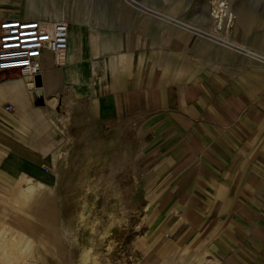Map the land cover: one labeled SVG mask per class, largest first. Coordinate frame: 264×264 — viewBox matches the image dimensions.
<instances>
[{
	"label": "crops",
	"instance_id": "crops-1",
	"mask_svg": "<svg viewBox=\"0 0 264 264\" xmlns=\"http://www.w3.org/2000/svg\"><path fill=\"white\" fill-rule=\"evenodd\" d=\"M81 29L71 30L61 66L49 56L34 84L14 71L8 77L0 72V93L14 97L20 90L26 99L0 97V264L46 260L50 251L44 230L29 218L41 211L55 181L47 145L62 138L48 136L37 115L56 107L58 98L49 95L60 76L76 71ZM99 63L93 61L92 78ZM144 78L132 73L100 92L97 103L100 122L139 131L141 166L153 192L145 203V250L133 264H264V91H247L224 71L179 82ZM36 94L49 107L33 100ZM90 116L94 120V110ZM3 201L23 219L7 215ZM117 214L110 212L112 221ZM79 247L78 264H98L99 240Z\"/></svg>",
	"mask_w": 264,
	"mask_h": 264
},
{
	"label": "rangeland",
	"instance_id": "rangeland-1",
	"mask_svg": "<svg viewBox=\"0 0 264 264\" xmlns=\"http://www.w3.org/2000/svg\"><path fill=\"white\" fill-rule=\"evenodd\" d=\"M33 1V18H47V5L49 19L70 20L73 34L76 24L82 25V40L76 71L60 76L49 95L58 98L56 107L47 108L45 116L37 115L48 136L62 141L47 145L54 153L55 181L41 211L29 218L44 230L50 251L44 254L46 260L25 257L23 264H78L84 249L79 244L94 239L100 241L98 264H133L145 250L150 210L145 203L153 192L141 166L139 131L132 124L100 122L98 94L114 90L136 71L144 79L151 74L168 82L224 71L239 87L260 94L264 91V0ZM222 3L229 11L217 15ZM28 4L29 0H0V21L30 18ZM212 25L226 27L218 34ZM94 60L101 66L92 78ZM19 91L14 97L3 91L0 97L3 102L14 98L26 102ZM33 100L49 107L44 96L36 94ZM2 205L7 215L23 219L4 201ZM112 211L118 213L113 221Z\"/></svg>",
	"mask_w": 264,
	"mask_h": 264
},
{
	"label": "built area",
	"instance_id": "built-area-1",
	"mask_svg": "<svg viewBox=\"0 0 264 264\" xmlns=\"http://www.w3.org/2000/svg\"><path fill=\"white\" fill-rule=\"evenodd\" d=\"M72 24L68 20L10 17L0 21V72H17L34 84L47 64H54L69 48ZM12 110V105L6 106Z\"/></svg>",
	"mask_w": 264,
	"mask_h": 264
},
{
	"label": "bare ground",
	"instance_id": "bare-ground-1",
	"mask_svg": "<svg viewBox=\"0 0 264 264\" xmlns=\"http://www.w3.org/2000/svg\"><path fill=\"white\" fill-rule=\"evenodd\" d=\"M27 9V8H26ZM45 13H46V16H47V18H42V19H48V20H50L49 19V16H50V14H51V11H50V8L47 6V5H45ZM27 11H28V17H30V18H33L34 16H33V14H34V12L36 11V8L34 7V1L33 0H29V4H28V9H27ZM225 11H226V13L229 11V10H226V6H225V3H222L221 5H219L217 8H216V10H215V13L217 14V15H222V14H224L225 15ZM219 12V13H218ZM222 12V13H221ZM215 14V16H214V18H218L219 16H217ZM55 17L56 18H58V15H55ZM38 19V18H37ZM41 19V18H40ZM51 20H56V19H51ZM212 26H215L216 27V25H212ZM224 27H226V25L225 26H223V25H219V27L215 30L216 31V33H220V30H219V28L222 30ZM215 29V28H214ZM70 42H71V34H70ZM226 44V43H225ZM226 45H228V44H226ZM69 47H70V44H69ZM69 49V48H68ZM68 51V50H67ZM67 51H66V53H67ZM65 53V54H66ZM65 54L63 55V58H64V56H65ZM63 58L61 59V62H63ZM27 240V239H26ZM30 240V239H29ZM30 242V241H29ZM21 246V245H20ZM25 247V246H24ZM23 247V248H24ZM32 250V249H31ZM33 256V255H32ZM31 256V257H32ZM33 260V259H32Z\"/></svg>",
	"mask_w": 264,
	"mask_h": 264
}]
</instances>
